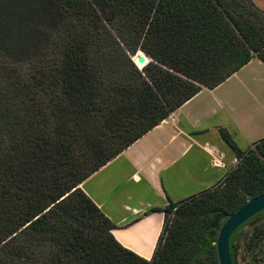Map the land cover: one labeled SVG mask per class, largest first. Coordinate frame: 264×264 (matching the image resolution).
<instances>
[{
  "label": "trees",
  "instance_id": "16d2710c",
  "mask_svg": "<svg viewBox=\"0 0 264 264\" xmlns=\"http://www.w3.org/2000/svg\"><path fill=\"white\" fill-rule=\"evenodd\" d=\"M149 61L139 68L136 54ZM264 63V13L251 0H0V264H218L224 219L264 193V138L215 186L163 214L152 257L80 184L203 88ZM231 236L232 264L238 233ZM264 247V223L243 237ZM264 258V250H261Z\"/></svg>",
  "mask_w": 264,
  "mask_h": 264
},
{
  "label": "crops",
  "instance_id": "0c3cea01",
  "mask_svg": "<svg viewBox=\"0 0 264 264\" xmlns=\"http://www.w3.org/2000/svg\"><path fill=\"white\" fill-rule=\"evenodd\" d=\"M220 129L241 151L239 143L247 150L264 138V63L259 59L217 87L203 88L80 184L115 225L111 234L121 246L149 260L163 223V214L151 210L198 195L236 166Z\"/></svg>",
  "mask_w": 264,
  "mask_h": 264
},
{
  "label": "water",
  "instance_id": "95a60500",
  "mask_svg": "<svg viewBox=\"0 0 264 264\" xmlns=\"http://www.w3.org/2000/svg\"><path fill=\"white\" fill-rule=\"evenodd\" d=\"M135 57L134 63L138 68L149 61V58L141 51ZM262 212H264V193L247 200L224 219L214 243L218 264H232L229 255L231 236L239 227Z\"/></svg>",
  "mask_w": 264,
  "mask_h": 264
},
{
  "label": "rangeland",
  "instance_id": "374dc122",
  "mask_svg": "<svg viewBox=\"0 0 264 264\" xmlns=\"http://www.w3.org/2000/svg\"><path fill=\"white\" fill-rule=\"evenodd\" d=\"M252 3L254 4V6L256 8H258L260 11H262L264 13V0H251ZM232 82V81H231ZM219 116V115H218ZM218 116H216L213 119V122L217 121ZM213 134V133H212ZM220 135V132H219ZM221 136V135H220ZM210 139H212V135L209 134L208 136ZM223 140V139H222ZM225 143V142H224ZM226 144V143H225ZM240 148L242 149L243 152H245L246 150V146H244L242 143H239ZM264 223V214L261 215L260 217H258L256 220H254L253 222H251L250 224L245 225L241 231H239L238 233V260L240 263H248L251 261V256L252 255H256L258 254L260 256L261 259V263L260 264H264V258L262 257L263 254L261 253V250H264V247H259L260 244L256 245L255 247L251 248V250H243V237L245 235H247L248 233H250L252 231V227L255 224H262Z\"/></svg>",
  "mask_w": 264,
  "mask_h": 264
},
{
  "label": "bare ground",
  "instance_id": "6f19581e",
  "mask_svg": "<svg viewBox=\"0 0 264 264\" xmlns=\"http://www.w3.org/2000/svg\"><path fill=\"white\" fill-rule=\"evenodd\" d=\"M134 58H135V60H136V57H134ZM135 60H134V61H135Z\"/></svg>",
  "mask_w": 264,
  "mask_h": 264
}]
</instances>
